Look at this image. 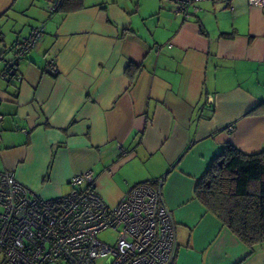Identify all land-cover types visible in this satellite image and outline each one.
Listing matches in <instances>:
<instances>
[{"label":"crops","instance_id":"0c3cea01","mask_svg":"<svg viewBox=\"0 0 264 264\" xmlns=\"http://www.w3.org/2000/svg\"><path fill=\"white\" fill-rule=\"evenodd\" d=\"M48 1L0 0V50L45 30L19 64L22 81L0 79V170L52 198L92 169L110 205L162 178L172 264H264V245L248 255L193 196L225 143L264 148V8L204 0L183 21L167 0H83L67 12ZM131 64L141 67L132 83Z\"/></svg>","mask_w":264,"mask_h":264},{"label":"built area","instance_id":"2783aa9c","mask_svg":"<svg viewBox=\"0 0 264 264\" xmlns=\"http://www.w3.org/2000/svg\"><path fill=\"white\" fill-rule=\"evenodd\" d=\"M167 1L173 15L187 21L204 0ZM249 1L264 8V0ZM44 31L43 25L32 27L16 45L0 50V79L22 81L19 64ZM48 67L56 73L54 61ZM162 182L137 183L110 205L98 193L92 169L72 175L71 190L52 198L34 193L11 170H0V264H95L104 257L107 264H172L176 224L163 201ZM108 229L116 232L113 244L98 238Z\"/></svg>","mask_w":264,"mask_h":264},{"label":"trees","instance_id":"16d2710c","mask_svg":"<svg viewBox=\"0 0 264 264\" xmlns=\"http://www.w3.org/2000/svg\"><path fill=\"white\" fill-rule=\"evenodd\" d=\"M82 2L59 0L56 10H77ZM140 69L134 64L126 68L131 83ZM258 108L247 114L259 112ZM193 196L248 248V255L264 245V148L247 153L225 143L195 182Z\"/></svg>","mask_w":264,"mask_h":264},{"label":"rangeland","instance_id":"374dc122","mask_svg":"<svg viewBox=\"0 0 264 264\" xmlns=\"http://www.w3.org/2000/svg\"><path fill=\"white\" fill-rule=\"evenodd\" d=\"M50 1V2H49ZM48 3L54 2L55 0H49ZM115 236H116V232L113 230H105L103 232H100L98 234V238L104 242H107L109 244H113L114 240H115ZM95 264H107V258H100L98 259Z\"/></svg>","mask_w":264,"mask_h":264}]
</instances>
